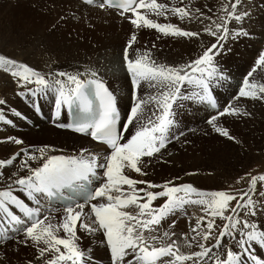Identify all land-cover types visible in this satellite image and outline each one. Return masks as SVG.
<instances>
[{
	"label": "snow or ice",
	"instance_id": "1",
	"mask_svg": "<svg viewBox=\"0 0 264 264\" xmlns=\"http://www.w3.org/2000/svg\"><path fill=\"white\" fill-rule=\"evenodd\" d=\"M83 2L102 10L114 9L131 26L122 49L123 67L130 79V109L122 121L116 95L93 68L45 74L0 54V70L10 74L17 89H21L17 95L26 98L29 94L39 97L54 93L55 127L90 136L102 146L100 150L81 147L77 154H56L57 149L51 145H29L0 158V170H7L23 156L19 167L7 176V182L0 184V241L16 238L17 245L31 244L37 255L27 264H90L91 252L81 246L78 232L98 238L110 254V264H264L250 251L253 244L264 248V230L252 219L264 215V172L238 177L235 183H246V190L230 186V190L211 191L169 180L158 184L129 174L147 176L144 158L155 159L171 140L184 135L173 132L177 100L207 103L218 109L213 83L228 79L219 66L227 51L226 42L229 37L249 35L243 28L248 12L242 10V0L221 3L217 11L209 5L193 7L191 0H180L179 5L171 6L158 0ZM169 15L181 22L195 21L201 28L189 30L151 18L167 19ZM141 29L189 40H202L207 35L210 40L187 62L160 64L152 59L150 51L136 49L133 54ZM258 69H264V50L244 75L232 100L207 120L214 132L229 141L236 138L226 127L219 126L217 119L250 115L238 106L240 98L264 101V82L251 79ZM145 82L156 89L148 100L139 95ZM185 86L189 91H183ZM6 103V99H0V106ZM147 103L155 108L145 118ZM64 108L68 109L69 118L60 122ZM36 111H40L38 106ZM15 115L19 117L21 113ZM0 121L12 124L2 113ZM0 142L17 146L25 143L13 136ZM94 179L97 184L89 187L87 182ZM15 188L25 194L26 200L14 193ZM65 189L81 191L82 202H68L56 217L44 215L41 201L61 195ZM157 201L162 202L154 204ZM186 206H198L203 213L190 224L189 233L178 236L175 219L162 230L171 217L186 212ZM217 219L222 222L218 234ZM225 237L231 243H222Z\"/></svg>",
	"mask_w": 264,
	"mask_h": 264
},
{
	"label": "rangeland",
	"instance_id": "2",
	"mask_svg": "<svg viewBox=\"0 0 264 264\" xmlns=\"http://www.w3.org/2000/svg\"><path fill=\"white\" fill-rule=\"evenodd\" d=\"M56 1L57 0H0V54H4L8 57L16 59L17 61L26 63L43 73L44 71H47L45 72V74L50 70L53 72L54 69V71H83L85 68L82 69V67L88 66V58H97V56H99V53L96 52L94 55H90V57H88L86 61L82 62L81 58L84 57L82 56L84 55V53L77 50L76 48L75 50H73V28L80 26V28L83 30V34L81 35V37L82 39L89 41L92 50L100 47L102 45V42L107 45L106 42L108 41V47H111V50L115 49V52L113 56L110 57V59L108 58L109 63L107 62L106 64L111 66L110 63L114 62L115 66L118 62L120 65L117 63L119 67L117 66L118 68L116 67V69L120 68L119 70H121V50L123 49V46L126 43L131 30V26L128 21L121 19L117 15H109L108 17L103 13H86V11H82V13L80 14H73L74 12H71L72 8H74L73 10H75V8L79 9L78 6L76 7L71 3L58 4L56 3ZM160 1L161 0H158V2ZM195 1L196 0H191L193 7V3ZM163 2L168 4L169 6L174 4L173 2ZM188 2L189 0H186V3ZM210 3L212 4L211 7L216 6L218 8L221 3H228V0H202V5H210ZM242 10L248 12L246 21L243 22V28L249 33V35L246 37H241L239 39H233L229 37V40L226 42L227 51L221 58L219 64L220 68L228 77L227 80L233 81V83L236 85L239 84L240 78L234 77V73L231 72L232 69L230 68H233L234 66L236 69V65H239L243 70H247H245L243 75H240V73H238L237 75H246L253 66L255 59L259 55V52L261 50H264V0H242ZM70 15L73 17H71ZM67 18L68 20H66ZM70 18L72 20H70ZM232 26L238 27V25L235 24H233ZM143 38L145 39L144 41ZM148 39V36H141L138 39V43L134 46L133 54L135 53V50L139 48L140 50L142 49L141 52L145 50L153 52L154 55L152 56V59L159 60V57L157 56V54H155L152 46H148V44L146 43ZM209 40L210 38L204 35L201 43L206 44ZM108 47L106 49L107 52L109 49ZM199 48L200 47L194 46L192 52H184L182 50H178V52L173 51L171 52L172 58L174 60L181 59L183 61H187L190 57L192 58V56H195L194 54L197 53ZM56 50L57 53L60 52V54H57ZM74 54L76 55L74 56ZM54 57L55 59L58 58L59 60H52L54 59ZM100 57L102 56H99L98 58ZM114 58H116V60ZM110 60L112 61L110 62ZM49 61L50 63L48 65ZM52 61L56 62L52 63ZM82 64L85 65L83 66ZM227 66H229L230 68L226 69ZM248 66L250 67V69L248 68ZM91 68L94 69V67ZM240 72L242 71L240 70ZM253 77L256 79L259 78L258 80L264 82V69H258L257 72L254 73ZM127 79L128 81H130L129 77ZM9 80L12 83L14 82L10 74L5 73L3 70H0V99L13 98V101L18 102V104L17 102H12L15 103L14 105H12L14 106L13 108L12 106L11 108H8V106L6 105L7 103L0 106V113H2L6 119L11 118L9 120L12 121V124H6L3 121H0V134L3 131H8V134L17 132L20 129V125L22 124V120L19 119V117H9L5 113H3V111L9 112L13 116L17 112L18 108H22L24 105L29 106L31 102H34V104H36V101L41 98V96L33 97L29 94L28 96H30L29 98L31 102L29 103L23 101L24 97L17 95V93L21 91V89H17V87L14 86L15 83H13V85L9 82ZM11 84L13 87L10 86ZM213 85L214 87H216V91L219 92L220 87H218L215 82L213 83ZM16 90H18V92H16ZM119 90L123 89L120 88ZM179 101L180 100H178L177 102L179 103ZM51 102L47 103V106H45V108L42 110L39 105H36L34 107L33 112H35L36 120L39 124L43 122L42 119H47L49 105ZM232 102L234 104L237 103L236 101ZM128 104L131 105V100L130 102H128ZM205 104L207 105V103ZM179 105L181 106V104ZM15 106H18V108ZM37 106L40 109L39 112L36 111ZM199 106H201L200 102ZM238 106H240L244 111L250 113V115H247L246 117L225 115L223 117H218L217 119V123L219 126L226 127L231 135L237 137L234 141H229L227 138L220 136L218 133L214 132L211 126L207 123V120L212 115H215L216 112L214 114H211V116L207 118H201L200 120L202 121L200 123H198L199 121L192 116L193 121H191V125L185 126L184 124H182V121H187L190 118L191 114L178 113L177 106L174 107L175 114H178L175 115L176 125L173 128V132L177 135L178 132H183L184 135L178 140H171L170 143L166 146V149H162L161 153L155 159L150 160L149 158H144L146 164L145 171L147 172V176L139 177L158 184L163 183L165 180L175 182L176 180L184 179L185 183H191L196 188L208 191L207 189L208 187H212V183H217L218 185L216 189L222 190L220 183L221 180H224L222 172H224L225 170H234L233 174H235V180L233 181V183L227 186V189L224 188V190H230V186L231 188L235 189L238 185L235 183L236 179L240 176H243L245 173L251 172L252 174H257L260 172H264V101H254L251 99L240 98ZM53 109L54 106H52V111ZM217 110H221L220 107ZM152 111L153 109L145 111L147 112L144 114L145 118H147ZM49 119L52 122V112ZM63 120L64 119L62 116L61 122H63ZM194 121H196L195 124ZM41 126H44V124H42ZM234 126L241 127L235 128ZM16 134H18V132ZM36 142L39 141L37 140ZM28 146L29 145H25V147ZM74 152H77V150H74ZM228 155H230V159H226L225 162H222L223 158H227ZM200 161L204 162L206 167H215L213 177H211L212 180L206 178L203 174H200L198 172H202V167L199 168L200 170L195 167H191L190 170L184 168V162L187 163L186 165H193L194 163H197L194 165H200ZM207 163H211L214 166ZM188 173H191V175H189ZM154 204H158V201L154 202ZM52 212L57 213L56 211ZM189 213L190 215H193V210L190 209ZM263 218L264 217H257L255 218V222L257 224H261ZM168 224L169 220L163 224L162 230H166ZM83 241L84 240L80 241L81 246L86 249L88 247L84 246L86 240L84 242ZM1 242L3 243L2 245H0V260H3L4 264H8V257L12 264H25V262L27 264L30 257L32 256V251H35L32 247L30 257H22L21 251H23V249H25L28 245H17L16 238H9L6 242ZM13 244L23 249H15L11 251V246H14ZM90 259H92V256H90ZM2 263L3 262H0V264Z\"/></svg>",
	"mask_w": 264,
	"mask_h": 264
},
{
	"label": "bare ground",
	"instance_id": "3",
	"mask_svg": "<svg viewBox=\"0 0 264 264\" xmlns=\"http://www.w3.org/2000/svg\"><path fill=\"white\" fill-rule=\"evenodd\" d=\"M163 1H167L169 3L173 2L175 5H179L180 4V0H161L160 2L164 3ZM183 2L186 3V0H183ZM56 3H58V4L59 3H62V4L71 3L72 5H75L76 7L78 6L79 9L75 8V10H73L74 8H72L71 12H74L73 14H80V13H82V11H86V13H103V14L107 15L108 17H109V15H112V16L116 15L114 9L102 10V9H99L98 7H95V6L93 7V5H91L93 7L92 8L90 5L84 4L80 0H57ZM193 5L195 7V6H203L204 4L202 5V0H196L193 3ZM211 5L212 4L210 3L209 6H211ZM212 8H213V11H217L218 10V8L216 6H213ZM83 9H90V10H83ZM69 14H70V12H69ZM73 14H71V15H73ZM65 15H66V13H65ZM71 17H73V16H71ZM151 18L156 20L159 23H175L178 26H180L182 28H185V29H189V30H198V29L201 28V25L199 23L195 22V21L188 22L187 20H185L184 22H181L178 18H176L174 16H171V15H169L167 19H165L163 16H160V17L151 16ZM66 20H68V18ZM70 20H72V19L70 18ZM245 21H246V18H245V20L243 22H245ZM82 28H83V26H82ZM73 30H74V32L72 33V46L74 47L73 50H75V48H76L77 50H79V51L84 53V55L81 54L82 56H84L83 58H81L82 62L86 61V59L88 57H90V55L92 56L96 52L99 53V56H102L100 58H98L99 56H97V58L93 57L92 59L88 58V62H87L88 66L87 67H82V69L83 68L94 67V69L97 70L98 73L102 76V78L104 79V81L106 82V84L108 85L110 90H112L114 92V94L116 95V97H117V108L119 110V113H120V116H121V120L123 121L124 119H126V113L129 111L130 106H131L130 104H128V102H130V100H131L130 90H129L130 81H128V79H127L128 78V74H127L126 70L123 67V61H122V69L121 70H119L120 68L116 69V67L119 64L118 62H117L118 64L115 62L116 63L115 66H114V62H112V63H110L111 66H109L106 63L108 62V58L110 59V57L113 56V54L115 52V49L111 50L110 49L111 47H108V41L106 42L107 45H105L104 42H102V45L100 47H98L95 50H92L89 41H86L85 39H82L81 35L83 34L82 33L83 30L80 28V26H78L76 28H73ZM143 35L149 37V39L147 40L146 43L148 44V46H152L155 54H157V56L159 57V60H154V61H156L157 63H160V64H176V63L187 62L188 60L187 61H183L181 59L174 60L172 58L171 52H173V51L178 52V50H182L184 52H189V51L192 52L194 46L201 47V45H202V43H201L202 41L200 39L189 40L188 38H183V37L164 36V35H162L160 33H157L154 29H141V30H139L138 33H137L138 39L141 36H143ZM144 40L145 39L143 38V41ZM66 43H67V41H66ZM141 45H142V43H141ZM153 45H155V47H153ZM63 46H64V43H63ZM107 47L109 48L108 52L106 51ZM51 49H52V47H51ZM137 49H139V48H137ZM64 51H65V49H64ZM56 53H57V50H56ZM58 53L60 54V52H58ZM151 53H152L151 54V57H152L154 55V53L153 52H151ZM75 55L76 54H74V56ZM194 55H196V54H194ZM51 56H52V53H51ZM55 57H57V56H55ZM55 57L52 60H57L58 59V58L55 59ZM194 57L195 56H192V58H194ZM114 59L116 60V58H114ZM50 61L48 62V65H49ZM111 61L112 60H110V62ZM53 62H56V61H52V63ZM70 63H72V62H70ZM249 66H250V64H249ZM249 66H248V68L250 69ZM229 68H230L229 66L226 67V69H229ZM230 69H232L231 72L234 73L233 74L234 77L240 78L239 84L236 85V84L233 83V81H228V80L220 81V83L217 84L218 87H220L219 92L216 91V87H214V85H213V93H214V96L217 99L218 108L220 107L221 110L223 109L224 105H227L228 102L230 100H232V97L238 92L239 86L242 83V80H243L244 76H238L237 74L240 73V75H243L245 70H247V69L243 70L242 67H240L239 65H236V69H235L234 66H233V68H230ZM49 70H50V68H49ZM54 70H53V72H55ZM240 70L242 72H240ZM45 72H47V71H44V73ZM251 79L256 80L258 83L262 82V81L258 80L259 78L256 79V78L252 77ZM9 82L12 83L10 80H9ZM13 83H15V81ZM12 84L10 86H12ZM14 86L16 87V85H14ZM116 88H119V89L122 88L123 90H119V89H116ZM183 91H185V92L189 91L187 86L184 87ZM16 92H18V90H16ZM155 92H156V89L149 87L146 82L143 83L141 88L139 89V95L141 96V98H143L145 100H148L149 97L151 95H153ZM29 97L30 96H27L26 98L24 97L23 101L30 103L31 101H30ZM3 99H5V98H3ZM12 99L11 98H6V101H7L6 105L8 106V108H11V106L15 104V103H12V102H17V101H13ZM177 101L175 102L174 107L177 106L178 113H184V114L185 113H187V114L190 113L191 114L190 118L187 121H182V124H184L185 126H190L191 125V121H193V117L196 120L199 121L198 123H200L202 121V120H200L201 118L202 119L203 118H207V117L211 116V114H214L216 112V110H217V109H212L208 104L206 105L205 103H201V106H199V102H193V101H188V100H180L179 103H178ZM49 102H51V103L49 105V111H48L47 119H42L43 122L40 123V124L41 125L44 124V126H41L36 120L35 112H33L34 111V107L36 105H39V107L42 110V109L45 108V106H47V103H49ZM17 104H18V102H17ZM52 104H54V93L48 92L45 95H41V98H39L38 101H36V104H34V102L33 103L31 102V104L29 106L24 105L22 108H18V106H15V107L18 108L17 112L21 113V116H19V119L22 120V124L20 125V129L17 131L18 134H16L17 132H13L11 134H8L9 133L8 131H7L8 132L7 133L6 131L2 130L3 132L1 133L2 135L0 134V141H5L6 137L13 136V137H17V138L23 139L25 143H24V145L17 146L15 144L10 143V142H0V158H5V157L10 156L13 153L18 152L19 148L20 147H25V145H32L34 147H39V146H42L44 144H48V145H51V146H53L54 148L57 149V153L56 154H61V153H63V154H77L81 147H83L85 149H88L90 151H92V150H100L101 149V147H102L101 145H98V144L94 143L87 136H83L82 134L73 133V132H71L70 130H67V129H60L59 130L58 128H56L55 125L49 119V117L51 115V112H52V106H54ZM179 104H181V106ZM13 107L14 106H12V108ZM154 108H155V105L152 104V103H147L145 105V111H147V110L149 111L150 109L154 110ZM3 113L8 115L9 117L18 118V116H16V115L12 116V114H10L7 111H3ZM145 113H147V112H145ZM178 113H176V114H178ZM62 116H63V119H64L63 122H67L68 116H69L67 108L62 109L60 122L62 120ZM244 117H246V116H244ZM9 119H11V118H9ZM195 123H196V121H194V124ZM241 126H239V127H241ZM239 127H235V128H239ZM235 138H237V137H235ZM37 140L39 142H36ZM58 144L61 145V146H59ZM25 148H28V147H25ZM29 150H31V149H29ZM74 150H77V152H74ZM21 159H23L22 154L18 157V159L16 160L14 165L9 166L7 170H0V184H4V183L7 182V176L10 174L11 171H13V170H15L16 168L19 167V161ZM226 159L229 160L230 159V155H228L227 158H223L222 162H225ZM33 163H35V162H33ZM186 164L187 163H185V162L183 163L184 168H187L189 170H190L191 167H195L197 169L202 167V172L198 171V170L197 171L200 174H203L206 178H209L210 180H212L211 177H213V173H214L215 167H213V168L206 167L205 163L202 162V161H200V165H194V164H197V163H194L193 165H186ZM207 164L212 165L211 163H207ZM230 165H232V164H230ZM212 166H214V165H212ZM225 169H227V168H225ZM225 171L222 172V175L224 176V180H221V183H220L222 190H224V188L227 189V186L229 184L233 183V181L235 180V176H234L235 174H233L234 170H232V171L225 170ZM129 174L133 178L144 179V178H140L136 173H129ZM184 181H185L184 179L183 180H176L173 183H175V184H178V183H181V182L185 183ZM96 184L97 183H95V185ZM217 185H218L217 183H212V187H208L207 190L208 191L217 190L216 189ZM141 186L144 187V185H140V186L138 185V187H141ZM236 188L246 190V184L245 183L238 184L236 186ZM14 193L19 198L26 200L25 194L19 188H15L14 189ZM160 202H162V201H158V203H160ZM29 203H31V202H29ZM39 206L42 209L45 210L44 211V215L51 214L53 217L58 216L60 214V210L62 209L58 205L51 204V203L47 202L45 198L41 201V204ZM190 209L193 210V215H190V213H189ZM52 211H56L57 213H55V212L53 213ZM198 215H203V213H201L199 211L198 206H186V212L177 213L175 216H173V217H171V219H169V223H170V221L172 219L176 220V225L174 227V230L177 233V235L179 236L181 233H189L190 224H194L195 218ZM257 217H264V215H257L256 217H254L252 219H254V221H255L256 220L255 218H257ZM220 226H222V222L219 219H217V234H218V228ZM258 227L260 229L264 230V218L262 220V223L258 224ZM0 228L3 231V227H0ZM78 235H80L81 237L83 235V238L81 240H84V241L86 240L84 246H88L86 248V250L91 252L92 259H90V264H110V254H109L106 246L104 244H102L98 238H94V237H92L90 235H87L85 233H78ZM173 238H175V237H173ZM2 243L3 242H0V245H2ZM209 243H214V241H210ZM222 243L227 244V243H231V241L229 240L228 237H225L224 240L222 241ZM15 244H13L14 246H11V251L15 250V249H18V250H22L23 249V248H21L19 246H15ZM233 247L235 248L234 245H233ZM31 250H32V246H31V244H29L25 249H23V251H21L22 252V257H26V256L30 257ZM187 250L188 249H185V251H187ZM250 251H252L257 257L264 258V248H260L258 245L253 244V246L250 248ZM31 255L32 256L30 257L29 260H34L35 256L37 255L36 251H32ZM244 259L247 260V256L246 255H245ZM0 262H3L2 264H4L3 260H0ZM7 262H8V264H12L10 262V260H9V257L7 258ZM25 264H26V262H25ZM249 264H250V262H249Z\"/></svg>",
	"mask_w": 264,
	"mask_h": 264
}]
</instances>
